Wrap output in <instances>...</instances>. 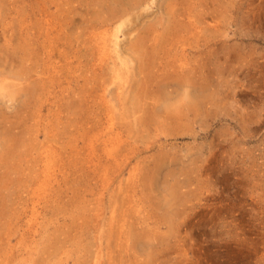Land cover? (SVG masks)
Here are the masks:
<instances>
[{
	"label": "rangeland",
	"instance_id": "374dc122",
	"mask_svg": "<svg viewBox=\"0 0 264 264\" xmlns=\"http://www.w3.org/2000/svg\"><path fill=\"white\" fill-rule=\"evenodd\" d=\"M94 1L0 0V123L51 156L49 186L34 166L0 191V264H264V0H192L185 60L208 96L143 104L121 59L172 0L143 3L117 45ZM25 53L50 76L36 103L6 96Z\"/></svg>",
	"mask_w": 264,
	"mask_h": 264
},
{
	"label": "bare ground",
	"instance_id": "6f19581e",
	"mask_svg": "<svg viewBox=\"0 0 264 264\" xmlns=\"http://www.w3.org/2000/svg\"><path fill=\"white\" fill-rule=\"evenodd\" d=\"M146 1L147 0H101V2L105 4L104 7H102L101 2H99V0H95L94 2L96 4L99 2L97 5L101 6L100 9L103 10L101 12V17L98 15V17H100L99 19L91 21V28H93L92 24L94 23L97 25L95 27H104L105 29H110L112 26L117 24L116 28L113 27L114 37L116 40L114 44L117 45L119 41L117 40L116 33L123 30L125 27L127 29H131L134 16L142 14L139 11L140 9L143 10V3ZM185 4L189 6L187 11H185ZM194 4L195 3L192 0H179V2L178 0H172L168 4L170 5V7H168V9L170 8V11L167 12L166 10V22L164 21L165 25L162 27L161 31L150 32L147 30L144 34H137L136 38L134 37L129 39L130 41L128 42L126 50L129 52L131 58H122L121 65L128 68L129 61H135L137 71L136 74L142 75L140 79H136L132 82V89L134 90L135 95H137V99L141 101L139 103H142V101L147 97L152 98L153 101H157V99L163 97V93L161 94V92H165L164 90H167L168 87H173L175 90L178 88L183 89V95H189L191 90L195 88H200L203 93L206 94L205 91L208 89L209 81L208 71H206L207 73L204 77H200V80L198 76H196L194 68H187L188 65L185 60L186 48L182 41V32L184 30L183 26L185 27L184 24H191L190 18L192 16V11L190 12L189 8ZM207 28H209V26H207ZM127 34H129V30L127 31ZM4 51L5 50H3V48L2 50L0 49V52L4 53ZM114 51H116L119 55V51L116 49H114ZM8 57L9 56L7 55L6 58L8 59ZM28 57L29 54L25 53L23 55L21 58V69L18 73L16 72L12 75L19 83H22L21 87L18 88L15 83H10L9 86L12 89L6 96L8 98H13L14 94L18 93V91H24L29 99L28 103H31L32 101H35L36 103V96L46 89V84L48 83L50 76L46 75V77H44L45 73L40 70H38V73L34 64H32V66L25 65V59ZM5 59H3V61H6ZM133 68L134 67L132 66L131 69L133 70ZM128 71L130 70L128 69ZM31 72H34V74L30 75ZM206 96L208 95L206 94ZM182 100L183 99H180V101ZM183 102L184 101H182V104ZM76 104H78V102ZM174 107L176 106H173V108ZM176 108L180 109L179 106ZM179 111H181V109ZM176 113L178 112L176 111ZM17 116H19V114ZM25 124L26 122L13 123L8 121L0 123V134L2 133L5 136L0 146V191L5 189L6 184L13 183L17 180L20 181V173L25 169H28V172L26 173L28 174L27 177L34 179V172L38 171L40 168V182L45 186H49L50 184V175L47 173V170L50 168L51 156L44 151V155L42 156L43 159L41 156H38L39 160L36 159L37 157L35 159L32 157L33 160L31 158H26V156H29L30 151L28 145L31 139L25 137V135L30 131V129H28L29 127ZM15 129H17V132ZM38 161L43 162L42 166H38ZM34 166L38 167L36 171L33 170Z\"/></svg>",
	"mask_w": 264,
	"mask_h": 264
}]
</instances>
